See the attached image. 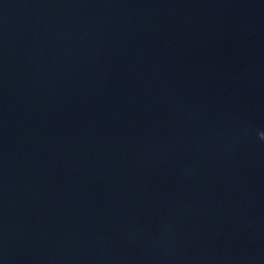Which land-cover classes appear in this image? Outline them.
Segmentation results:
<instances>
[{"label": "water", "instance_id": "water-1", "mask_svg": "<svg viewBox=\"0 0 264 264\" xmlns=\"http://www.w3.org/2000/svg\"><path fill=\"white\" fill-rule=\"evenodd\" d=\"M264 129V0H0V264H191Z\"/></svg>", "mask_w": 264, "mask_h": 264}, {"label": "clouds", "instance_id": "clouds-1", "mask_svg": "<svg viewBox=\"0 0 264 264\" xmlns=\"http://www.w3.org/2000/svg\"><path fill=\"white\" fill-rule=\"evenodd\" d=\"M262 136H264V135H262Z\"/></svg>", "mask_w": 264, "mask_h": 264}]
</instances>
